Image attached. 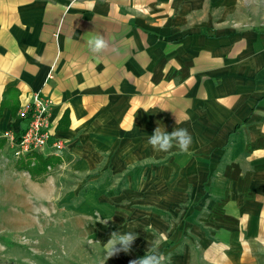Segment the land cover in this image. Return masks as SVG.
<instances>
[{"label":"crops","instance_id":"0c3cea01","mask_svg":"<svg viewBox=\"0 0 264 264\" xmlns=\"http://www.w3.org/2000/svg\"><path fill=\"white\" fill-rule=\"evenodd\" d=\"M262 7L264 0H0V108L10 89L20 105L38 92L50 97L52 125L68 146L64 175L108 167L126 179L120 194L92 188L84 205L63 209L78 216L99 254L112 232L137 234L131 252L108 264L142 257L160 233L171 264H264ZM235 14L256 25H231ZM97 33L110 44L99 57L85 44ZM158 126L187 128L189 153L155 152L147 139ZM23 128L5 108L0 158L11 147L5 133Z\"/></svg>","mask_w":264,"mask_h":264},{"label":"rangeland","instance_id":"374dc122","mask_svg":"<svg viewBox=\"0 0 264 264\" xmlns=\"http://www.w3.org/2000/svg\"><path fill=\"white\" fill-rule=\"evenodd\" d=\"M234 18L231 25L237 23V28L256 25L249 18L246 24H241L236 14ZM260 24L263 26L264 20ZM7 153L0 158V264H105L104 254L89 243L83 224L79 228L80 221L74 219L78 216L63 209L84 205L92 188L105 187L107 197L120 194L126 179L115 180L108 167L96 168L89 175H64L71 171L64 153L57 157L59 164L48 167L42 181H34L29 172L17 169L11 147ZM31 160L33 165L37 162ZM60 173L59 181H51Z\"/></svg>","mask_w":264,"mask_h":264},{"label":"clouds","instance_id":"9594fccd","mask_svg":"<svg viewBox=\"0 0 264 264\" xmlns=\"http://www.w3.org/2000/svg\"><path fill=\"white\" fill-rule=\"evenodd\" d=\"M86 35V34H85ZM85 44L90 53L99 57L110 48L109 41L104 35L97 33L92 36H87ZM115 51V49H112ZM179 121L176 119V124ZM192 136L187 128L175 127L171 132H168L158 126L154 129L153 133L147 139V143L152 147L155 152L168 153L172 149H177L178 152L187 154L189 153L192 145ZM107 224L108 221H103ZM137 239V234L134 231L112 232L110 238L106 243H103L104 261H106L123 252L130 253L132 245ZM166 234L160 233L159 237L153 241H148V247L142 257H138L129 262V264H171V255H166L160 250L161 243L166 241ZM91 243V241H89Z\"/></svg>","mask_w":264,"mask_h":264},{"label":"built area","instance_id":"2783aa9c","mask_svg":"<svg viewBox=\"0 0 264 264\" xmlns=\"http://www.w3.org/2000/svg\"><path fill=\"white\" fill-rule=\"evenodd\" d=\"M54 105V101L41 92L22 102L18 119L24 123L23 130L19 135L11 131L4 135L17 160L33 154L47 158L59 157L66 153L67 142L56 135V128L51 121Z\"/></svg>","mask_w":264,"mask_h":264},{"label":"trees","instance_id":"16d2710c","mask_svg":"<svg viewBox=\"0 0 264 264\" xmlns=\"http://www.w3.org/2000/svg\"><path fill=\"white\" fill-rule=\"evenodd\" d=\"M5 108H10L12 114L18 117V112L20 109V103L18 102V92L14 89H10L4 93V98L1 103L0 116L2 115ZM63 122H68L69 113H66L63 117ZM31 158L35 159L37 162L33 165ZM60 158L57 157H44L38 154L28 155L26 158L17 161V169L20 171H27L30 173L32 180L42 181L47 173V169L50 166L59 164ZM42 179V180H41Z\"/></svg>","mask_w":264,"mask_h":264}]
</instances>
